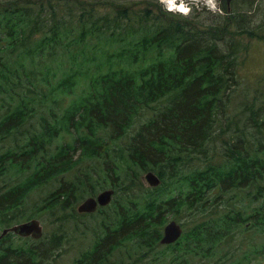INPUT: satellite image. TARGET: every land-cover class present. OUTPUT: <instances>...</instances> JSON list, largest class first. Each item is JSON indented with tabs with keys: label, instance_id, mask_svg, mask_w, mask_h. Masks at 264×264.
Masks as SVG:
<instances>
[{
	"label": "trees",
	"instance_id": "16d2710c",
	"mask_svg": "<svg viewBox=\"0 0 264 264\" xmlns=\"http://www.w3.org/2000/svg\"><path fill=\"white\" fill-rule=\"evenodd\" d=\"M254 2H246L249 13ZM12 6L0 10V142L10 143L0 147V230L55 211L53 224L60 225L99 215L101 232L74 264H117L111 259L123 249L160 247L166 214L179 216L183 207L203 216L162 246L176 254L170 264H188L183 253L212 257L246 222L264 230V87L257 102L231 116L238 56L217 43L233 23L264 43V25L251 30L244 12L225 23L217 16L216 31H204L195 22L120 8L74 29L53 11ZM38 26L45 31L37 33ZM147 172L161 185L143 186ZM51 183L56 188L30 205L29 196ZM106 189L115 192L110 205L98 214L77 211L86 196ZM215 190L223 203L237 191L262 204L247 217L234 208L212 210L207 221L208 205L220 204L207 197ZM65 236L45 243L10 233L0 240V264H49Z\"/></svg>",
	"mask_w": 264,
	"mask_h": 264
},
{
	"label": "rangeland",
	"instance_id": "374dc122",
	"mask_svg": "<svg viewBox=\"0 0 264 264\" xmlns=\"http://www.w3.org/2000/svg\"><path fill=\"white\" fill-rule=\"evenodd\" d=\"M247 1L248 0H231L230 15L227 14L226 0H217L219 11L216 13L209 11L206 7L201 5L194 8L189 17L165 11L163 6L159 3V0H0V10L10 3H13L12 7L14 10H22L30 6H35L32 10L39 12L41 8H44L45 14L50 15L51 11H53L58 20H62V18L65 17L67 25L73 26L74 29L79 27L82 21L90 26L99 16H107L108 18L113 17L120 8L133 9L136 10V13L140 12L141 14H145L146 10H151L153 13L161 16L164 21L180 22L185 25L195 22V24L201 26L200 28L204 31L209 29L216 31V28H213L218 24L215 22V17L222 16L223 19H221V21L223 20V23H225L224 19L226 18H232V16H238V14H243L244 12L249 13L250 6L246 3ZM45 14L43 16H45ZM249 14L252 18L250 26L248 27H250L251 30H255V27L258 25H264V0H255ZM159 20L160 19H158L156 23H159ZM221 21H219V23ZM129 23L134 25L137 24V22L134 21H126L125 25ZM73 28L70 29L73 30ZM45 29L38 26L36 31L37 33H41L44 32ZM229 30L231 33L228 35L224 34V38L217 37L215 34L216 32L213 33V37H217V43L221 51L229 52L232 51L234 47L238 56L237 85L232 86L229 90L232 98L229 111L233 113L231 115L233 116L240 113L245 107L251 106L254 102H257L255 101V97L264 87V43L258 42L256 39L246 34H240L239 29L234 23L230 25ZM217 31L220 34V30L217 29ZM221 37H223V35ZM261 92H263V90H261ZM66 102H68V100H66ZM231 132L234 131H228L229 134H231ZM9 145L10 143L7 141L0 142V147H8ZM215 156L216 162L221 163V157H219L217 153ZM147 173L142 177L143 186L145 187H149L144 179ZM56 186L57 183H51L31 194L29 196V204H33L34 201L39 203L46 195L55 189ZM176 194L177 192H174V194L170 193V195H166L165 198ZM222 195L223 193L221 191L215 190L208 192L207 197L209 200H214L219 197L220 202ZM246 196L247 193L240 192L239 194L237 191H232L224 195V200L227 205L222 201L217 207L216 205L209 204L205 216L207 221L211 220L209 214L212 210L226 214L231 208H234L235 211H244V215L247 217L246 215H250V213L260 206L262 202L258 201L256 203H251L249 198L246 199ZM86 198H88V196H86L85 199ZM246 209L248 211H246ZM202 211L203 210L200 209L193 212L183 207L179 216L175 215L176 213L174 211H170L166 214V225L171 221H176L183 228L184 235L190 227L199 222L203 216L201 214ZM98 213L99 212L96 214ZM97 216L98 220L87 216L82 217L81 220L77 218V220L75 219L76 221L74 220L66 225L53 224V221L58 217L56 211L52 212V214H43V217L36 216L35 219L41 222L44 229V237L39 240V242L46 243L51 241L54 235H66L65 238L67 240L63 243L62 247L54 253L53 259L48 263L74 264L83 253L90 250L93 245L96 231L101 232L99 225L103 219L100 218L99 215ZM28 220L30 219L21 220L20 223ZM165 226L162 227V234H164ZM2 230L3 229H1L0 232H2ZM61 231L63 232L61 233ZM11 241L15 244L18 243V237H13ZM10 242L3 244L4 246L1 250ZM42 244L37 243V245ZM162 246L164 245L158 246L149 252L146 247L140 249L135 248L131 250V252H126L123 249L121 257L118 259H111V261L117 264H170V261L176 257V254H174L173 251H167L166 248ZM161 253L163 256H161ZM202 254L203 253L200 251L195 254L183 253V256L181 254H179V256L180 258L185 257L184 259L188 264H264V230L261 227L253 226L251 222H246L231 231L229 236H227L226 239L221 242V245L216 248L212 257L205 258Z\"/></svg>",
	"mask_w": 264,
	"mask_h": 264
},
{
	"label": "water",
	"instance_id": "95a60500",
	"mask_svg": "<svg viewBox=\"0 0 264 264\" xmlns=\"http://www.w3.org/2000/svg\"><path fill=\"white\" fill-rule=\"evenodd\" d=\"M227 4L230 10L231 0H227ZM145 181L150 187H158L162 181L154 172H148L144 176ZM115 192L112 189H107L99 193L95 197H89L79 204L77 211L81 214L96 213L99 208L107 207L113 201ZM13 233L22 238H32L35 240L41 239L44 236V229L41 222L38 219H32L27 222H23L14 225L10 228L3 230L0 235V240L6 235ZM183 236V228L176 222L171 221L164 228V234L161 239L162 245H172L176 243Z\"/></svg>",
	"mask_w": 264,
	"mask_h": 264
},
{
	"label": "clouds",
	"instance_id": "9594fccd",
	"mask_svg": "<svg viewBox=\"0 0 264 264\" xmlns=\"http://www.w3.org/2000/svg\"><path fill=\"white\" fill-rule=\"evenodd\" d=\"M165 11L180 14L184 17H189L194 8L199 6L206 7L209 11L216 13L219 11L217 0H159Z\"/></svg>",
	"mask_w": 264,
	"mask_h": 264
},
{
	"label": "bare ground",
	"instance_id": "6f19581e",
	"mask_svg": "<svg viewBox=\"0 0 264 264\" xmlns=\"http://www.w3.org/2000/svg\"><path fill=\"white\" fill-rule=\"evenodd\" d=\"M177 3H179V0H177Z\"/></svg>",
	"mask_w": 264,
	"mask_h": 264
}]
</instances>
